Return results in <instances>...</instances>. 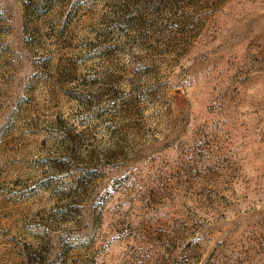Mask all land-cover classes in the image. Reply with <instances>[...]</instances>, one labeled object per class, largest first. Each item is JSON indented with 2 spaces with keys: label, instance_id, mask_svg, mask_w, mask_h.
<instances>
[{
  "label": "rangeland",
  "instance_id": "374dc122",
  "mask_svg": "<svg viewBox=\"0 0 264 264\" xmlns=\"http://www.w3.org/2000/svg\"><path fill=\"white\" fill-rule=\"evenodd\" d=\"M0 264H264V0H0Z\"/></svg>",
  "mask_w": 264,
  "mask_h": 264
}]
</instances>
